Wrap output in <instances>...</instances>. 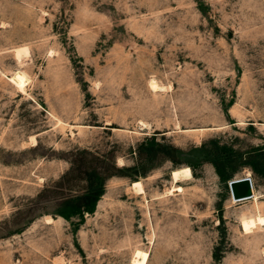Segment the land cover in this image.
<instances>
[{"label":"rangeland","instance_id":"374dc122","mask_svg":"<svg viewBox=\"0 0 264 264\" xmlns=\"http://www.w3.org/2000/svg\"><path fill=\"white\" fill-rule=\"evenodd\" d=\"M257 214L264 0H0V264H264Z\"/></svg>","mask_w":264,"mask_h":264},{"label":"water","instance_id":"95a60500","mask_svg":"<svg viewBox=\"0 0 264 264\" xmlns=\"http://www.w3.org/2000/svg\"><path fill=\"white\" fill-rule=\"evenodd\" d=\"M231 198L234 201H244L253 195V186L249 177H242L228 182Z\"/></svg>","mask_w":264,"mask_h":264},{"label":"bare ground","instance_id":"6f19581e","mask_svg":"<svg viewBox=\"0 0 264 264\" xmlns=\"http://www.w3.org/2000/svg\"><path fill=\"white\" fill-rule=\"evenodd\" d=\"M150 87L152 88V90H157L158 89V85L155 82H151L150 83ZM250 199L254 201V203L256 204V206H258V199H259V197L254 192V190H253V195H252V197ZM232 202L235 203L237 201H234L232 199ZM47 220L50 221V219H47ZM261 221H264V215H261V214H257L255 216H244L242 218V220H241V228L243 229V231L245 233L253 232V230L254 229L256 230L258 227H264V223H261Z\"/></svg>","mask_w":264,"mask_h":264},{"label":"snow or ice","instance_id":"6c2138e0","mask_svg":"<svg viewBox=\"0 0 264 264\" xmlns=\"http://www.w3.org/2000/svg\"><path fill=\"white\" fill-rule=\"evenodd\" d=\"M261 223H264V221H261Z\"/></svg>","mask_w":264,"mask_h":264}]
</instances>
